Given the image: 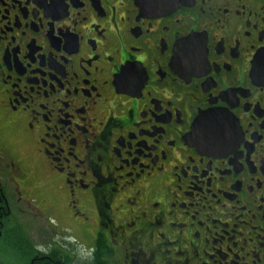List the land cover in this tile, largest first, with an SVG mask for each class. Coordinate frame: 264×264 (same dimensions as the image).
<instances>
[{
    "label": "flooded vegetation",
    "instance_id": "1",
    "mask_svg": "<svg viewBox=\"0 0 264 264\" xmlns=\"http://www.w3.org/2000/svg\"><path fill=\"white\" fill-rule=\"evenodd\" d=\"M0 264H264V0H0Z\"/></svg>",
    "mask_w": 264,
    "mask_h": 264
},
{
    "label": "rangeland",
    "instance_id": "2",
    "mask_svg": "<svg viewBox=\"0 0 264 264\" xmlns=\"http://www.w3.org/2000/svg\"><path fill=\"white\" fill-rule=\"evenodd\" d=\"M34 202V204L32 205L35 209H37V211H40V209L38 208V207H40L39 206V202H37V201H33Z\"/></svg>",
    "mask_w": 264,
    "mask_h": 264
}]
</instances>
